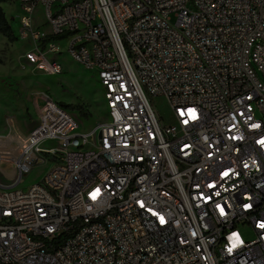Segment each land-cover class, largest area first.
Wrapping results in <instances>:
<instances>
[{
	"label": "built area",
	"instance_id": "built-area-1",
	"mask_svg": "<svg viewBox=\"0 0 264 264\" xmlns=\"http://www.w3.org/2000/svg\"><path fill=\"white\" fill-rule=\"evenodd\" d=\"M20 10L27 61L60 76L67 54L94 70L108 114L80 134L36 92L31 132L6 118L0 264H264V0H21ZM30 156L52 167L25 187Z\"/></svg>",
	"mask_w": 264,
	"mask_h": 264
},
{
	"label": "rangeland",
	"instance_id": "rangeland-1",
	"mask_svg": "<svg viewBox=\"0 0 264 264\" xmlns=\"http://www.w3.org/2000/svg\"><path fill=\"white\" fill-rule=\"evenodd\" d=\"M20 2L21 0H13L5 6L7 18L18 41L11 44L0 34V135L9 130L7 117L14 118L15 125L22 133L28 134L36 127V118L30 103L31 94L36 92H46L57 103L72 107L68 111L79 124L77 133L86 134L92 131L108 114L105 91L97 73L76 63L67 54L59 56L64 68V73L60 76L44 74L35 65L30 64L26 55L33 46L21 37ZM37 19L41 21V13ZM42 31L45 33L48 29L43 28ZM81 109L88 111L92 117L88 120L81 118ZM22 127H25L24 131ZM41 148L51 149L52 145L44 143ZM11 163L0 164V172L6 177L12 171ZM36 163L37 160L33 156L25 163V187L40 183L51 170L50 163ZM243 235L246 239L254 237L250 229L244 230Z\"/></svg>",
	"mask_w": 264,
	"mask_h": 264
},
{
	"label": "trees",
	"instance_id": "trees-1",
	"mask_svg": "<svg viewBox=\"0 0 264 264\" xmlns=\"http://www.w3.org/2000/svg\"><path fill=\"white\" fill-rule=\"evenodd\" d=\"M13 0H0V34L5 37L9 43L14 44L15 42L18 41V38L15 36V33L13 31V28L11 26V23L9 22L7 16H6V12L4 10V8L2 7V5L5 4H9L11 3ZM70 36L69 33L67 34H63L60 36H55V37H48L47 39L44 40L45 43H47L50 40H55V41H64L66 40L68 37ZM63 108H65L66 110L71 109L72 107L70 106H66V105H62L60 104ZM80 117L83 119H90L92 117V115L88 112V111H84V110H80Z\"/></svg>",
	"mask_w": 264,
	"mask_h": 264
},
{
	"label": "crops",
	"instance_id": "crops-1",
	"mask_svg": "<svg viewBox=\"0 0 264 264\" xmlns=\"http://www.w3.org/2000/svg\"><path fill=\"white\" fill-rule=\"evenodd\" d=\"M6 5H8V4L2 5V7L4 8V10H5V6H6ZM6 16H7V14H6ZM29 112H30V110H29ZM29 112H28V113H29ZM29 114H30V113H29ZM16 128H17V126H16ZM17 130L20 131L19 128H17ZM8 131H9V130H8ZM20 132H21V131H20ZM7 133H8V132H7Z\"/></svg>",
	"mask_w": 264,
	"mask_h": 264
},
{
	"label": "bare ground",
	"instance_id": "bare-ground-1",
	"mask_svg": "<svg viewBox=\"0 0 264 264\" xmlns=\"http://www.w3.org/2000/svg\"><path fill=\"white\" fill-rule=\"evenodd\" d=\"M23 128V127H22ZM25 130V127L23 128V131ZM22 131V130H21ZM28 132V131H27ZM24 134H25V132H24Z\"/></svg>",
	"mask_w": 264,
	"mask_h": 264
}]
</instances>
